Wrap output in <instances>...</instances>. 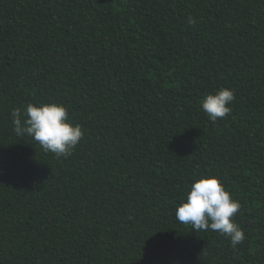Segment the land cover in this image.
Segmentation results:
<instances>
[{
	"label": "trees",
	"instance_id": "trees-1",
	"mask_svg": "<svg viewBox=\"0 0 264 264\" xmlns=\"http://www.w3.org/2000/svg\"><path fill=\"white\" fill-rule=\"evenodd\" d=\"M51 102L84 133L67 158L13 131ZM208 175L236 248L176 219ZM0 264H264V0H0Z\"/></svg>",
	"mask_w": 264,
	"mask_h": 264
},
{
	"label": "clouds",
	"instance_id": "clouds-1",
	"mask_svg": "<svg viewBox=\"0 0 264 264\" xmlns=\"http://www.w3.org/2000/svg\"><path fill=\"white\" fill-rule=\"evenodd\" d=\"M189 23L194 21L189 18ZM234 99L232 90L221 88L206 95L200 106L208 119L215 123L231 113L228 105ZM10 115L17 137H32L43 151L56 157L70 156L84 135L80 125L69 122L67 108L58 103L28 104L24 109H12ZM240 209V202L232 198L219 179L208 175L191 184L175 216L180 223L191 225L194 231L212 230L224 235L236 248L245 239L243 230L233 220Z\"/></svg>",
	"mask_w": 264,
	"mask_h": 264
}]
</instances>
